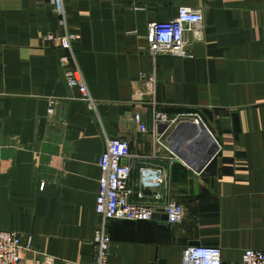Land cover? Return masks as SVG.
Returning <instances> with one entry per match:
<instances>
[{"label": "crops", "instance_id": "1", "mask_svg": "<svg viewBox=\"0 0 264 264\" xmlns=\"http://www.w3.org/2000/svg\"><path fill=\"white\" fill-rule=\"evenodd\" d=\"M181 6L203 15L186 35L189 57L151 56L148 23L173 20ZM63 10L65 28L46 1L0 0V231L23 244L31 236L25 262H93L97 162L113 138L129 145V201L154 207L157 220L107 221L106 264H181L198 245L240 264L244 250H264V0H65ZM65 32L78 36L73 58L95 112L64 81L66 52L41 39ZM145 89L152 95L133 98ZM154 110L198 115L214 156L199 170L214 147L190 121L160 137ZM143 167L161 168L164 185L141 189ZM167 201L182 208L176 225L163 224Z\"/></svg>", "mask_w": 264, "mask_h": 264}, {"label": "built area", "instance_id": "2", "mask_svg": "<svg viewBox=\"0 0 264 264\" xmlns=\"http://www.w3.org/2000/svg\"><path fill=\"white\" fill-rule=\"evenodd\" d=\"M48 2L58 17V23L65 28V15L63 2L65 0H42ZM82 1V0H74ZM203 23L202 12L198 9L181 6L177 9L176 17L167 22H151L147 25L146 41L151 56L166 54L172 57H189L188 47L191 42L187 39L188 33H193ZM78 36L65 32L62 35L52 33L41 36L45 45L53 44L66 52L61 58L64 67V81L67 87L76 89L79 99L86 108L95 112L96 101L91 97L83 75L74 62L71 49L72 42ZM69 60L74 64L68 65ZM144 80V79H143ZM153 78L149 77L146 82L152 83ZM152 91L135 90L133 98L140 100L143 96H151ZM47 116L51 117L57 107L55 99L47 102ZM199 119L196 114H179L170 117L165 113L154 110L152 122L155 131L159 129V136L162 137L177 124L183 122L197 123ZM130 121L137 127L138 131L144 133L142 116L135 112L131 115ZM161 128V131H160ZM104 150L98 158L99 176L97 180V193L95 198L94 211L100 219L92 238V246L95 254L91 264H106L109 254L111 240L106 231L107 221H129L147 222L156 221L157 212L154 207L133 204L129 201L132 190L128 188V180L131 169L122 161L129 156V145L122 139H105ZM164 171L161 168L143 167L138 173V183L141 189H158L164 185ZM43 188V184L40 188ZM141 198V193L137 194ZM166 223L176 225L180 222L182 208L173 201H167L162 207ZM31 236L22 243L21 235L11 231H0V264H54L55 258L48 255H36L31 263H26L23 254L30 249ZM76 264V263H68ZM181 264H222L221 249L218 246H189L183 250ZM240 264H264V250L246 249L242 253Z\"/></svg>", "mask_w": 264, "mask_h": 264}, {"label": "water", "instance_id": "3", "mask_svg": "<svg viewBox=\"0 0 264 264\" xmlns=\"http://www.w3.org/2000/svg\"><path fill=\"white\" fill-rule=\"evenodd\" d=\"M190 124H192V126H190L189 124L188 125L190 127H193L196 132H197V129H199L202 138H204L209 145H212L214 147L212 152L206 154V157L204 158L205 160H204L203 164L201 165V167L199 168V170H200L204 166V164L206 162H208L214 156V154L216 153V151L218 149V145H217L216 141L214 140V138L211 136V134L208 132L206 127L203 125V123L199 119L197 120V123L192 122ZM163 219H164L163 224H167L165 217H163Z\"/></svg>", "mask_w": 264, "mask_h": 264}, {"label": "trees", "instance_id": "4", "mask_svg": "<svg viewBox=\"0 0 264 264\" xmlns=\"http://www.w3.org/2000/svg\"><path fill=\"white\" fill-rule=\"evenodd\" d=\"M129 222V221H128Z\"/></svg>", "mask_w": 264, "mask_h": 264}]
</instances>
